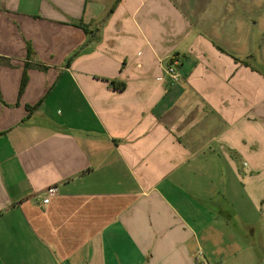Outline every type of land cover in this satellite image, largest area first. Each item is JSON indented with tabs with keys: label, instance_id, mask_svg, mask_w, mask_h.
I'll list each match as a JSON object with an SVG mask.
<instances>
[{
	"label": "crops",
	"instance_id": "1",
	"mask_svg": "<svg viewBox=\"0 0 264 264\" xmlns=\"http://www.w3.org/2000/svg\"><path fill=\"white\" fill-rule=\"evenodd\" d=\"M228 10L0 0V264H264V39Z\"/></svg>",
	"mask_w": 264,
	"mask_h": 264
},
{
	"label": "rangeland",
	"instance_id": "2",
	"mask_svg": "<svg viewBox=\"0 0 264 264\" xmlns=\"http://www.w3.org/2000/svg\"><path fill=\"white\" fill-rule=\"evenodd\" d=\"M210 1V0H209ZM213 2H222L224 5H227L229 7L228 10V16L231 18V20L239 21L238 19H243V22L249 23L252 27L254 33L259 36L260 40L264 39V0H212ZM207 2V0H203V3ZM262 30V31H261ZM233 225L241 226L237 221L231 222ZM235 227V226H233ZM243 228V227H242ZM245 236L249 238L253 243L255 242L257 246V253L259 254L260 258L264 261V245L262 243L258 242V240L255 238V241H253L252 235L249 234L248 230H243ZM264 235V233H263ZM206 252V250H203V253ZM201 252L197 255L199 256V259H202V261L205 259V254L203 255ZM204 256V257H203ZM201 264V263H200ZM207 264V263H206Z\"/></svg>",
	"mask_w": 264,
	"mask_h": 264
},
{
	"label": "built area",
	"instance_id": "3",
	"mask_svg": "<svg viewBox=\"0 0 264 264\" xmlns=\"http://www.w3.org/2000/svg\"><path fill=\"white\" fill-rule=\"evenodd\" d=\"M167 75L169 76L172 83H177L180 80V74L177 69V61L173 62L168 68H167ZM50 196L55 194L56 188H51L48 190ZM50 201L49 198L44 199V203L48 204Z\"/></svg>",
	"mask_w": 264,
	"mask_h": 264
},
{
	"label": "trees",
	"instance_id": "4",
	"mask_svg": "<svg viewBox=\"0 0 264 264\" xmlns=\"http://www.w3.org/2000/svg\"><path fill=\"white\" fill-rule=\"evenodd\" d=\"M83 28H85L86 26L85 25H81ZM0 62H2L3 64H6L8 62V60L6 58H3V57H0ZM26 82H27V75H25L24 77V80H23V85H22V89H24L25 85H26ZM111 85H113L115 88H118V89H124L125 88V84L123 83H119V82H116V81H111ZM30 110H36V107H31Z\"/></svg>",
	"mask_w": 264,
	"mask_h": 264
}]
</instances>
